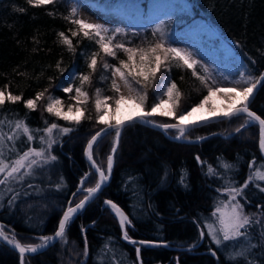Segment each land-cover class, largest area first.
I'll return each instance as SVG.
<instances>
[{"label":"trees","instance_id":"16d2710c","mask_svg":"<svg viewBox=\"0 0 264 264\" xmlns=\"http://www.w3.org/2000/svg\"><path fill=\"white\" fill-rule=\"evenodd\" d=\"M96 1L111 6L127 0ZM128 1L139 2L145 13L151 0ZM185 2L191 14L184 22L193 17L203 19L241 57L252 75L258 76L262 72L264 0ZM20 8L25 11L16 10ZM71 9V0H56L55 4L44 7L30 6L26 0H0V89L21 96L20 101L5 102L0 107V121H4L0 130L11 135L15 121H26L33 129L36 140L29 144L21 136L15 148L22 152L29 146H41L39 136L43 133L35 132L36 129H43L51 123L73 129L67 134L54 132L56 143L52 145L50 153L57 160L38 169L34 176L26 177L21 183H12L7 187L0 185V193L3 194L0 224L5 226L10 236L15 234L25 244H38L39 235L53 233L69 201L71 204L78 201L86 194L84 189L95 185L97 174L84 158L83 150L90 136L104 126L96 121V89L101 90V98H113L109 100L113 120L114 100L118 99L111 89V69L104 70L102 65L105 62L118 65L120 59H127L122 51L117 52V58L104 55L94 40L85 38L82 32L72 36V32L78 31V28L63 18L71 14ZM50 12L55 15H50ZM73 18H79L78 13ZM169 20L175 21L177 17ZM182 23L177 22L175 27ZM120 29L124 31L117 34L114 43L124 42L127 47L147 48L160 40V31L150 23L142 26L129 24ZM60 32L72 40V51L62 43V37L58 35ZM108 35H111V31ZM94 52L99 55L97 70L92 73L87 64ZM170 63L171 70L161 67L155 80L148 86L146 112L156 101V89L165 76L176 82L182 94L178 114L207 95V90L192 75L191 69L176 67L174 61ZM74 71L76 74L71 79L73 91L66 93L61 82L70 79ZM198 71L202 72V69L198 67ZM81 74H90L91 83L84 84L82 88L88 93L89 100L86 105H80L85 118L77 125L48 113L46 106L51 95L62 101L63 109L74 105L75 87L80 86L78 77ZM208 74L215 79L210 72ZM101 76L105 79L101 80ZM40 92L44 95L37 101V108L28 109L25 101L35 99ZM250 100L249 107L264 118V82L257 85ZM149 118L162 123L175 122L174 118L159 115ZM246 120L247 117L241 115L201 123L185 134L186 139L202 138L194 142L171 139L160 130L141 122L126 124L121 130L110 178L84 209L74 216L68 225L67 242L58 238L37 253L25 254L23 264H234L227 259L230 251L224 254L211 242L206 223H217L213 216L215 208L228 200L226 192L217 190L226 187L229 178L238 182L234 186L243 184L250 172V162L255 159L258 166L264 161L257 145L258 124L241 128ZM237 128H240L239 132ZM177 132L176 129L167 130L169 135ZM114 137L115 131L110 130L102 134L94 146V158L102 168H106ZM6 155L9 159L16 158V153L9 154L7 148ZM197 156L205 162L203 165L197 161ZM221 161L229 162L233 169H223ZM208 165H212L218 175H207ZM85 173L90 175L81 187L80 180ZM182 176L186 177L184 184L187 187L180 182ZM256 183L264 187V182ZM29 184L33 187L29 188ZM57 184H61L59 189L56 188ZM9 188L20 193L11 206L8 200L13 191H9ZM244 196L246 200L237 199L245 205V212L252 215L254 220L259 219L264 223V208L261 207L264 206V192L255 184H249ZM105 199L118 204L132 220L127 227L128 240L124 239L116 216L105 204ZM261 226L257 224L252 229L255 243L259 240ZM201 229L205 231L203 239L200 237ZM137 239L163 243L142 244ZM133 240L137 243H132ZM192 245L195 247H190ZM137 248L140 249L139 257ZM212 250L216 252L215 255ZM262 253L264 249H254L250 259L264 264ZM0 264H22L20 254L0 242Z\"/></svg>","mask_w":264,"mask_h":264},{"label":"snow or ice","instance_id":"6c2138e0","mask_svg":"<svg viewBox=\"0 0 264 264\" xmlns=\"http://www.w3.org/2000/svg\"><path fill=\"white\" fill-rule=\"evenodd\" d=\"M27 4L33 7H44L47 5H52L56 3V0H26ZM17 11L23 12L25 9H16ZM77 8L73 7L71 9V14L69 16L63 17L66 20L77 26L78 31L72 32V36H77L82 32L85 38L94 40V42L99 46L100 52L104 55L112 58H117V52L122 51L126 54L127 59H120L117 64L109 65L107 62L103 63L102 68L104 70L111 69V89L115 94L118 95V99L114 100L115 109L113 113L119 110L121 102L131 101L133 103L139 102L137 107L140 109L136 113L135 117H128L127 120L114 119L109 112V100L113 99L109 96H104L101 98V90L96 89V98L94 101L95 111H96V121L99 124L105 125L97 131L91 139L87 142L86 155L91 162V165L95 168L98 175V179L94 186L87 187L84 189L87 195L83 197L75 206H72L71 201L66 210L63 211V215L59 220L57 230L51 236H42L39 239L42 243L39 244H25L21 243L19 239L16 238L15 234L9 235L5 230V226L0 224V240L6 241L11 244L15 249H18L21 262L26 253H37L38 250L44 249L49 245L51 241L57 240L58 238L67 242V229L70 222L73 220L74 216L82 209H84L86 203L92 199L96 193H98L102 185L109 179L111 175L114 156L119 146V140L121 135V130L125 125H132L135 121L139 120L144 123H151L153 126L163 129L165 132L169 129H176L179 131V136L176 139L185 138V134L192 129H195L201 123H207L213 117H201L200 120H193L191 117L198 109L208 107L209 111L216 113V116H222L224 118L231 119L233 117H240L245 115L247 120L245 124L241 125V128L250 126L252 124H258L259 126V148L264 152V118L258 115L255 111L250 110V103L252 102L250 98L254 96V90L257 88L258 84L264 82V72L260 73L259 76H254L251 74L250 70L245 72H240V79L235 81H228L234 84V87L223 88L220 86L222 81H217L211 79L208 74V68L201 64L200 61L193 57V54L187 50L181 49L179 47H173L171 44L164 39L165 33L160 32V40L158 42H153L149 44L147 48L145 47H127L124 42H116L117 34L122 33L124 30L120 28L108 29L104 25L99 23H91L83 18H73L77 13ZM50 15H55V13H49ZM159 29H157L158 31ZM71 31V30H70ZM111 31V35L108 33ZM62 37V43L68 46L70 51L73 50L72 40L65 35L64 32L58 33ZM155 35V31L153 32ZM98 52H94L90 56V61L87 67L94 73L97 70L98 65ZM176 62V67H182L192 70V75L195 76L204 88L207 90V95H205L199 103L193 105L190 110H186L178 114L181 92L175 81H169L167 77H164V83L159 86L158 92V103H154L150 111H145L144 107L148 100V86L152 83L157 73L164 67L166 70H171V63ZM253 63H255L253 61ZM59 67V65H57ZM198 67L202 69L198 71ZM203 73V74H202ZM128 88V95L125 96L121 92V83ZM80 81V86L75 88L76 95L73 97L75 100L74 105H69L68 112L72 114H66L63 109L62 101L59 99H53L49 97V103L46 106V111L58 118H62L65 121H70L75 124H80L81 120L85 118L84 112L81 110V104H87L89 100V95L86 91H82L84 84L91 83L90 74H81L78 77ZM101 80L105 79L104 76L100 77ZM183 79V77H181ZM227 79V78H225ZM211 80V82H209ZM136 87H133V85ZM66 93H71L73 88L67 87L63 89ZM220 94L222 95L228 103L225 106L223 112H216L215 106L212 103V98ZM44 93H37L35 99H28L25 101V106L30 110H35L37 108V101L43 97ZM83 97V100H81ZM160 97H167L163 99ZM21 100V96L13 95L11 92H5V89H0V107H3L5 102L15 103ZM75 107L76 112L73 113V108ZM78 113V114H76ZM154 115L170 117L175 119V123H163L156 124L155 121L149 120V117ZM109 118L106 119L105 117ZM186 117L187 122H186ZM4 121H0L2 125ZM14 131L11 135H6L2 130H0V185L9 186L12 183H21L26 177L34 176L38 169H42L45 165L49 164L51 161L57 160V157L51 155L50 149L52 145L56 143L53 138L54 132H59L61 134H67L73 131L71 127H61L57 123L48 124L43 129H36L35 132L43 133L39 136L40 147L29 146L26 150L20 152L15 148L16 143L19 142L20 137L23 136L25 141L29 144L36 140L33 129L23 120H17L14 122ZM108 129L115 131V137L112 143V147L107 156L106 168H102L97 164L96 159L93 155L94 146L97 144L99 138L102 134H105ZM237 132L240 128L236 129ZM202 139V138H197ZM7 152L16 153L15 159H9ZM197 161H200V157H196ZM219 159V158H218ZM203 165L205 162L200 161ZM225 170H232L233 165L227 161H221L220 165ZM207 175H218L217 170L212 166L208 165ZM249 175L243 184L239 186H234L238 182L229 178L227 181V186L223 189H218L217 191H223L228 194V200L226 203L218 204L215 208L213 216L216 217L217 223H209L207 227V235L210 237L212 243H214L218 248H228L232 247L234 252L227 256V259L233 261L234 264H257L255 259H250L254 249L261 248L264 249V223L259 219H253V216L245 212V205L240 202L238 197L246 200L244 196L245 190L248 188L249 184H255L256 187L260 188V191L264 192V187H261L257 181L264 182V162H261L258 166L256 165V160L253 159L249 164ZM90 173H85L81 177L80 185L81 187L85 184ZM185 176L181 177V184H184ZM62 179V178H61ZM187 187V184H184ZM29 188L33 187L31 184L28 185ZM61 184H57L56 188L59 189ZM79 190V189H78ZM9 191H13L12 197L8 200V204L11 206L20 193L14 192L13 189L9 188ZM75 195V194H73ZM3 194L0 193V207L3 206ZM105 204L110 206L114 214L118 218V222L121 228L124 230L123 236L125 240L129 239L127 227L132 224V220L124 212V210L111 200L105 201ZM264 208V206H261ZM261 224V230L259 232V240L257 243H253L254 237L252 229L254 225ZM205 236L204 229L200 231V237L203 239ZM132 243H137L135 240ZM142 244L153 243L151 241H141ZM239 245V248H237ZM190 247H195L192 245ZM137 256L139 257L140 249H136ZM87 254V241L85 238V255ZM216 252L213 251V255ZM264 254V253H262ZM142 264V262H141Z\"/></svg>","mask_w":264,"mask_h":264},{"label":"rangeland","instance_id":"374dc122","mask_svg":"<svg viewBox=\"0 0 264 264\" xmlns=\"http://www.w3.org/2000/svg\"><path fill=\"white\" fill-rule=\"evenodd\" d=\"M71 3L72 8H77L79 18H83L91 23L102 24L108 29L125 27L129 24L142 26L145 23H150L154 25L160 32L162 31L165 33L164 38L169 41L173 47H179L191 52L196 60L200 61L202 65L208 68V72L213 75L215 80L222 81L220 86L223 88L234 87L235 85L228 81L240 79L239 73L245 72L247 69L241 57L235 53L227 42L219 38L203 19L193 17L184 22L191 14L185 0H151L145 13L142 10L141 4L137 1H118V3L111 6H107L103 2L96 0H86L82 2L71 0ZM175 17H177V20H169ZM177 22L183 23L179 27H175ZM75 74V71L72 72L70 79L63 80L61 85L64 88L70 87L71 79ZM165 77L171 81L168 76ZM117 80L121 83V92L127 96L129 91L128 88L123 85L122 81H119V78H117ZM164 82V79H162L159 86ZM159 86L156 89L157 98L154 103L159 102ZM133 87H136V85L134 84ZM82 91L84 90L82 89ZM50 97L58 99L54 95ZM160 98L167 99V97ZM81 100H83V97H81ZM49 102L48 99L47 103ZM138 103V101L136 103L131 101L121 102L119 110L114 113L112 112L115 119H119L130 113L139 112L140 109L137 107ZM212 103L215 106L216 112H220L225 109L228 101L222 95L217 94L212 98ZM190 108L188 110H190ZM62 110L66 114H72L68 112V109ZM150 110L151 108L149 111ZM75 112L76 110L73 108V113ZM209 113L214 112L209 111V108L206 106L202 109H198L193 113L191 118H197ZM105 118L108 119L109 117L106 116ZM209 223L215 224L209 221L206 223V226ZM42 236L47 235H39L38 238ZM41 242L40 240L39 243ZM253 243H255L254 240ZM237 248H239V245H237ZM219 249L224 254H228L229 251V254L234 252L232 247ZM252 254H254V250Z\"/></svg>","mask_w":264,"mask_h":264},{"label":"water","instance_id":"95a60500","mask_svg":"<svg viewBox=\"0 0 264 264\" xmlns=\"http://www.w3.org/2000/svg\"><path fill=\"white\" fill-rule=\"evenodd\" d=\"M262 72H264V68H263ZM262 72H261V73H262ZM258 76H259V75H258ZM250 99H251V98H250ZM224 110H225V109H224ZM224 110H222V111H220V112H223ZM250 110L255 111V110H253L252 108H250ZM255 112H256V111H255ZM136 113H137V112L130 113V114H128V115H126V116H124V117H121V118H119V119L127 120V118L130 117V116L135 117V116H136ZM256 113H257V112H256ZM257 114H258V113H257ZM258 115H259V114H258ZM201 117H213V118H212L211 120H209V121L224 118V117H222V116H216V113H209V114H204V115H201V116H199V117H197V118H191V119H193V120H200ZM148 119H149V120H152V119H150V118H148ZM153 121H155V120H153ZM137 122H141V121L137 120ZM186 122H187V119H186ZM141 123H144V122H141ZM155 123H156V124H163L162 122H157V121H155ZM170 123H175V122H170ZM144 124H146V125H148V126H151V127H154V128H156V129H158V130H160L165 136H167V137H169V138H171V139H174V140H179V141H182V142H194V141L198 140L197 138H193V139H186V138L176 139V137L179 136V131H178L177 134H175V135H169V134H168L167 132H165L163 129L158 128V127H155V126H153V124H151V123H144ZM104 127H105V125L102 126L101 128H104ZM101 128H99L98 130H96V131L90 136V138L87 140V142H88V141L91 139V137H92L97 131H99ZM110 130H111V129H108L107 132L110 131ZM87 142H86V144H85V146H84V150H83L84 158L87 160V162L90 164V166L92 167V169L95 171V168L91 165V162L89 161V159H88V157H87V155H86V146H87ZM257 145H258L259 153H260L261 157L264 159V152H262V151L260 150V148H259V126H258V142H257ZM95 172H96V171H95ZM96 174H97V173H96ZM109 178H110V176H109ZM97 179H98V175H97ZM108 180H109V179H108ZM108 180H107V181H108ZM107 181H106V182H107ZM106 182H105V183H106ZM105 183L102 185V187L105 185ZM102 187H101V188H102ZM85 195H87V193H86ZM85 195H84V196H85ZM96 195H97V193L95 194V196H96ZM84 196H83V197H84ZM95 196H94V197H95ZM83 197L80 198L78 201L74 202V203L72 204V206H75V204L78 203L81 199H83ZM94 197H93V198H94ZM93 198H92V199H93ZM92 199H90L89 201H91ZM107 200H110V199H105L104 201H107ZM89 201H88V202H89ZM111 201H112V200H111ZM88 202H87V203H88ZM113 202H114V201H113ZM87 203H86V204H87ZM114 203H115V202H114ZM115 204H116V203H115ZM117 205H118V204H117ZM67 206H68V205H67ZM67 206L64 208V210H66ZM64 210H63V211H64ZM63 211H62V213H61V215H60V217H59V219H58L57 226H56L54 232L57 230L59 220L61 219V217H62V215H63ZM115 216H116V215H115ZM116 219H117V222H118V218H117V217H116ZM89 224H91V222H90ZM118 224H119V222H118ZM119 226H120V224H119ZM120 229H121V232H122V234H123L124 230L121 228V226H120ZM54 232L51 233V234L48 235V236L53 235ZM55 241H56V240L51 241V242L49 243L48 246H50L51 244H53ZM141 241H151V242H153V243H150V244H157V243L159 244V243H163V242H160V241H154V240L137 239V242H141ZM0 242H2L3 244H5L6 246H8L9 248H11V249H13L14 251H16L17 253H19L18 249H15L11 244L7 243L6 241L0 240ZM41 243H42V242H41ZM48 246H46V247H48ZM46 247H45V248H46ZM45 248H44V249H45ZM175 248H178V247H175ZM41 250H43V249H41ZM41 250H38V252L41 251ZM212 251H213V250H212ZM26 254H33V253H26ZM152 264H161V263H152Z\"/></svg>","mask_w":264,"mask_h":264},{"label":"bare ground","instance_id":"6f19581e","mask_svg":"<svg viewBox=\"0 0 264 264\" xmlns=\"http://www.w3.org/2000/svg\"><path fill=\"white\" fill-rule=\"evenodd\" d=\"M186 119H187V117H186Z\"/></svg>","mask_w":264,"mask_h":264}]
</instances>
